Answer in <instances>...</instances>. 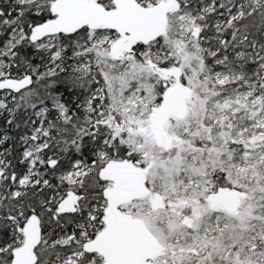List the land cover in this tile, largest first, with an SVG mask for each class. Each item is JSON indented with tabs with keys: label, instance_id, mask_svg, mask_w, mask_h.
Listing matches in <instances>:
<instances>
[{
	"label": "snow or ice",
	"instance_id": "6c2138e0",
	"mask_svg": "<svg viewBox=\"0 0 264 264\" xmlns=\"http://www.w3.org/2000/svg\"><path fill=\"white\" fill-rule=\"evenodd\" d=\"M0 264H264V0H0Z\"/></svg>",
	"mask_w": 264,
	"mask_h": 264
}]
</instances>
